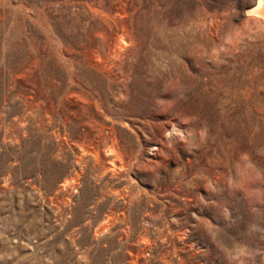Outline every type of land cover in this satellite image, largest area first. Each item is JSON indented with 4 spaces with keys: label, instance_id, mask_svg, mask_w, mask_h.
<instances>
[{
    "label": "rangeland",
    "instance_id": "rangeland-1",
    "mask_svg": "<svg viewBox=\"0 0 264 264\" xmlns=\"http://www.w3.org/2000/svg\"><path fill=\"white\" fill-rule=\"evenodd\" d=\"M258 2L0 0V264H264Z\"/></svg>",
    "mask_w": 264,
    "mask_h": 264
},
{
    "label": "bare ground",
    "instance_id": "bare-ground-1",
    "mask_svg": "<svg viewBox=\"0 0 264 264\" xmlns=\"http://www.w3.org/2000/svg\"><path fill=\"white\" fill-rule=\"evenodd\" d=\"M257 8H258L257 12L264 17V0H259Z\"/></svg>",
    "mask_w": 264,
    "mask_h": 264
}]
</instances>
